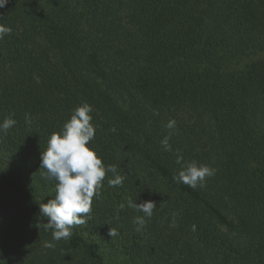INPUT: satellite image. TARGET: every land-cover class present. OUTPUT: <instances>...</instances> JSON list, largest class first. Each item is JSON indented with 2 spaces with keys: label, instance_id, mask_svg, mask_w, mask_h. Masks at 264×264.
Masks as SVG:
<instances>
[{
  "label": "trees",
  "instance_id": "1",
  "mask_svg": "<svg viewBox=\"0 0 264 264\" xmlns=\"http://www.w3.org/2000/svg\"><path fill=\"white\" fill-rule=\"evenodd\" d=\"M0 24V264H264V0H7ZM83 102L124 181L53 241L41 151ZM176 149L215 169L204 187ZM129 198L156 203L140 231Z\"/></svg>",
  "mask_w": 264,
  "mask_h": 264
},
{
  "label": "clouds",
  "instance_id": "2",
  "mask_svg": "<svg viewBox=\"0 0 264 264\" xmlns=\"http://www.w3.org/2000/svg\"><path fill=\"white\" fill-rule=\"evenodd\" d=\"M6 3L7 0H0V7H4ZM10 33V27L0 24V39ZM91 112L92 106L87 102L78 105L70 118L64 122L62 129L50 134L46 148L41 151L40 168L45 170L41 175L45 179L56 181L54 197L39 205L40 213L47 217L45 230L52 231L53 241L70 238L74 226L85 225L90 219L93 198L100 195L107 172L114 174V178L108 179L110 187L123 185L124 177L117 173V167H106L97 152L89 146L95 136ZM25 121L31 124L30 114H25ZM15 124L16 120L12 116L5 117L0 122V132L7 133ZM175 126L174 119H170L166 124L168 129H174ZM170 139L171 133L164 136L160 142L168 152L173 151ZM175 162L180 165V169L174 179L191 188L204 187L206 178L215 174V169L207 164L195 160L185 161L179 149H176ZM127 206L143 213L133 220L137 225L136 231H140L152 217L156 203L151 200L136 203L133 198H129ZM177 215L173 213V227ZM117 235V230L110 229V237ZM54 246L51 242L46 244L49 248Z\"/></svg>",
  "mask_w": 264,
  "mask_h": 264
},
{
  "label": "rangeland",
  "instance_id": "3",
  "mask_svg": "<svg viewBox=\"0 0 264 264\" xmlns=\"http://www.w3.org/2000/svg\"><path fill=\"white\" fill-rule=\"evenodd\" d=\"M263 113H264V111H263ZM185 116H187L188 117V120H190V121H192V122H198V118H197V116H195V115H190V114H187V115H185ZM189 122V121H188Z\"/></svg>",
  "mask_w": 264,
  "mask_h": 264
}]
</instances>
